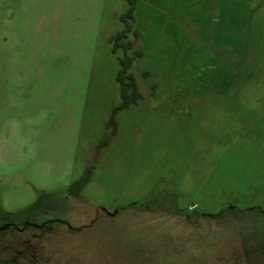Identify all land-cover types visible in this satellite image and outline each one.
I'll list each match as a JSON object with an SVG mask.
<instances>
[{"label": "rangeland", "instance_id": "374dc122", "mask_svg": "<svg viewBox=\"0 0 264 264\" xmlns=\"http://www.w3.org/2000/svg\"><path fill=\"white\" fill-rule=\"evenodd\" d=\"M219 5L136 0L125 51L127 0H0V264H264V0Z\"/></svg>", "mask_w": 264, "mask_h": 264}, {"label": "trees", "instance_id": "16d2710c", "mask_svg": "<svg viewBox=\"0 0 264 264\" xmlns=\"http://www.w3.org/2000/svg\"><path fill=\"white\" fill-rule=\"evenodd\" d=\"M128 8L127 10L121 14V18L124 20L125 25L122 29L117 31L115 35H113L114 40V48L121 45L123 49L126 51L130 47V41H122V37L126 36L127 32L131 29V23L129 18L132 17L133 10L135 8L136 0H127ZM133 55L125 52L122 57H120V68L117 73V79L120 83V95L121 102L120 107L129 106L131 103L136 102L138 96L140 95V91L137 89V84L135 80L132 78L130 81L127 78H130V73L128 72L129 67L132 64ZM91 169L90 167H86L84 169L83 174L73 181L69 188L73 191L74 186L77 188L82 187L90 178Z\"/></svg>", "mask_w": 264, "mask_h": 264}, {"label": "crops", "instance_id": "0c3cea01", "mask_svg": "<svg viewBox=\"0 0 264 264\" xmlns=\"http://www.w3.org/2000/svg\"><path fill=\"white\" fill-rule=\"evenodd\" d=\"M226 3H227V0H219V4H220L219 7L222 9V11H224V9L225 10L227 9L226 7H228V5H226Z\"/></svg>", "mask_w": 264, "mask_h": 264}]
</instances>
